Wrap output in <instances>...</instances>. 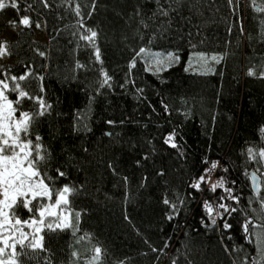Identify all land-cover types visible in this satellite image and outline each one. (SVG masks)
<instances>
[{
	"label": "trees",
	"instance_id": "16d2710c",
	"mask_svg": "<svg viewBox=\"0 0 264 264\" xmlns=\"http://www.w3.org/2000/svg\"><path fill=\"white\" fill-rule=\"evenodd\" d=\"M16 3L0 10V36L15 29L12 63L0 73L10 88L11 76L27 74L17 82L32 99L17 106L18 94L7 95L31 118L22 136L51 202L65 185L73 189L71 226L42 227L39 249L17 244L16 264H89L96 247L98 264H264V0ZM24 16L31 26L19 24ZM39 28L45 41L35 37ZM88 29L97 33L100 60L81 39ZM191 54L212 70H185ZM169 135L176 147L165 142ZM212 161L218 166L207 175L223 178L237 200L210 191L207 178L192 187Z\"/></svg>",
	"mask_w": 264,
	"mask_h": 264
},
{
	"label": "snow or ice",
	"instance_id": "6c2138e0",
	"mask_svg": "<svg viewBox=\"0 0 264 264\" xmlns=\"http://www.w3.org/2000/svg\"><path fill=\"white\" fill-rule=\"evenodd\" d=\"M231 3V0H229ZM17 8L16 0H11V4H7L5 0H0V10L5 7ZM76 14L79 15V6L77 5ZM13 25H15L16 21H10ZM32 21L29 17L24 16L19 19V24L29 27L31 26ZM36 27H40L39 24ZM90 34L82 36L81 39L88 41L95 48V58L100 60V50L95 47V38L97 33L91 29L87 30ZM140 52H145L144 49H140ZM7 48L4 43H0V56L6 55ZM43 55V53H41ZM169 59H172V55L169 54ZM178 59V57L176 58ZM213 60H217L218 58L213 56L211 57ZM159 70V69H157ZM254 73L250 70L249 75H253ZM105 81L108 82L107 74L105 73ZM8 78L0 79V133H3L6 137H11V141L6 138L0 137V230L3 232H7L8 228H12L15 232H19V238L16 239L12 236L2 235L0 234V240L3 241L4 247H0V257L5 254V249L8 247L12 248V253L9 254V260L5 261L0 259V264H16V253L15 249L17 244L23 247H28L31 249H39L42 247V239L43 237L38 236L42 231V227H47L49 229H61L68 228L71 226L69 222V217L64 214H58L55 211L56 208H60L62 205L68 204V195L73 191V189L69 188L65 185L61 190L58 191V198L55 200V204H42L39 203V199L47 198L51 200L52 191L49 189V186L43 180H37L40 173L36 170V162L31 158L32 157V142L29 140L24 142L20 139V134L27 133L28 126L31 122V118L27 112L21 113V119L15 121L14 133L12 125L9 124V121L13 119L14 113L16 112V107H14V102L9 100L8 96L5 94L6 91H11L13 93L18 94V98L15 101V105L19 106L24 99H32L29 97V94L26 91L21 89V85L18 81H23L27 79V74L21 75L19 78L16 76H11L10 80L12 81V86L10 88L9 83L6 82ZM37 103L43 109L46 108L44 101L42 99H37ZM38 139V138H37ZM174 135H169L166 139V143H170L172 147H176L175 143H173ZM38 148V145H37ZM19 149V151H16ZM10 152L11 155H5L4 153ZM251 154V150H249ZM261 157H264V151L259 153ZM43 159V157H39ZM207 163V161H205ZM218 166L217 161H212L210 168H205L203 175H200L199 178L192 185L193 188L199 190L202 183H207L206 176L211 171L215 170ZM59 175L63 176L64 173H59ZM252 181L254 187H258L259 181L255 173L252 174ZM218 188L224 189V191L228 192L229 197L233 200H237L238 198L231 195V189L224 188V181L221 178L219 181L212 183L210 191L216 192ZM31 196V199H26V197ZM224 197H221L223 200ZM36 201L35 205L33 202ZM166 204L167 200L164 201ZM15 207H20L30 213H34V216H38L37 218H33L31 222L28 220H24L23 222L19 218H15V223L13 224L9 211L10 209H14ZM175 207V206H173ZM204 207L209 214L212 216L214 211L213 206L205 201ZM261 211L264 212V201L261 202ZM219 209H223L225 213L229 212V207L220 203L218 205ZM236 209H231V211H235ZM77 217L79 214H76ZM217 215H222V213L217 212ZM47 217H56L57 222L55 223V227L52 223L46 224ZM212 224H216V219L213 218L211 220ZM251 220L245 223L244 230L247 232L248 227L251 224ZM23 225H27L30 228L34 229L32 233V238L29 240V234L23 231ZM225 228H229L230 225L228 223H224ZM13 240V243L9 244V240ZM28 241L27 245H25V241ZM94 256L93 260L89 262V264H98L101 258V249L99 247L94 248ZM75 255V253H74ZM175 264V261H173Z\"/></svg>",
	"mask_w": 264,
	"mask_h": 264
},
{
	"label": "rangeland",
	"instance_id": "374dc122",
	"mask_svg": "<svg viewBox=\"0 0 264 264\" xmlns=\"http://www.w3.org/2000/svg\"><path fill=\"white\" fill-rule=\"evenodd\" d=\"M14 33H15V29L14 28H9V29H6L2 34H1V36H0V43H4L5 45H6V48H7V45L10 43V41H12L13 40V38H14ZM34 34H35V37L37 38V39H39V40H41V41H45L46 39H47V37H46V34H45V32L41 29V28H39V29H36L35 30V32H34ZM201 55H204V56H206V57H209V58H211L212 56H215V55H208L207 56V54H201ZM193 56V54H191L190 56H189V58H188V60L187 61H185V63H184V69L185 70H187V71H196V72H209V71H211L212 70V62H211V66H210V68H206V66L208 65L207 63H206V61H204V60H202L201 58L200 59H198V58H196V57H192ZM208 58V59H209ZM192 59V60H191ZM191 61V62H190ZM10 63H12V59H10L8 56H7V54L6 55H3V56H0V67L2 66V65H4V64H10ZM195 66H197L198 67V69H193V68H195ZM2 76H3V73L1 74L0 73V79H3L2 78ZM6 82H8V79H7V81ZM6 95H7V91H6V93H5ZM8 96V95H7ZM10 100V99H9ZM22 117H21V113H14V116H13V119H11L10 121H9V124L10 125H12V128H13V134H15L14 133V126H15V121L16 120H19V119H21ZM23 133V132H22ZM22 133L20 134V139L22 140V141H24V142H27L25 139H23V136H22ZM0 137H2V138H6V139H9V141H11V137H6V136H4L3 135V133H0ZM16 151H19V149H16ZM5 155H11V153L10 152H6V153H4ZM37 180H41V178H40V176L39 177H37L36 178ZM212 178H209L208 179V182L210 183V182H214V180L212 179ZM215 182H217L216 180H215ZM214 182V183H215ZM58 198V196L56 195V197H55V200ZM26 199H31V196L29 195L28 197H26ZM55 200L54 201H52L51 202V200H49V199H47L46 198V201H47V203H46V205L47 204H55ZM9 211V210H8ZM55 211H57V213L58 214H64V215H67L68 217H69V222H70V211H69V209H68V207H67V205H62L60 208H56L55 209ZM9 216H10V219H11V221H12V223L14 224L15 223V219L14 218H12L11 217V215H10V212H9ZM48 219H52V217H47ZM47 218H46V220H47ZM53 218H55L56 219V221H54V222H57V218L56 217H53ZM0 219H2V218H0ZM37 219H38V217H37ZM50 219V220H51ZM32 220V219H31ZM31 220H29V222H31ZM23 222V221H22ZM23 231L25 232V233H28L29 234V237L30 238H32L31 236H32V233L34 232V229L33 228H30V227H28L27 225H23ZM0 234H2V235H7V236H12V237H14V238H16V239H18L19 238V232H15L12 228H8V231L7 232H3V230H0ZM38 236H39V234H37ZM11 243H13V240H9V244H11ZM0 247H4V244H3V241L2 240H0ZM12 253V248L11 247H8V248H6L5 249V254L2 256V257H0V259H3V260H5V261H8L9 260V254H11Z\"/></svg>",
	"mask_w": 264,
	"mask_h": 264
},
{
	"label": "water",
	"instance_id": "95a60500",
	"mask_svg": "<svg viewBox=\"0 0 264 264\" xmlns=\"http://www.w3.org/2000/svg\"><path fill=\"white\" fill-rule=\"evenodd\" d=\"M252 174H253V173H251V183H252V186H253L255 192H257V191H258V188H259V185H258V187H254V185H253V181H252ZM256 176H257V175H256ZM257 178H258V181L260 182V179H259L258 176H257Z\"/></svg>",
	"mask_w": 264,
	"mask_h": 264
},
{
	"label": "built area",
	"instance_id": "2783aa9c",
	"mask_svg": "<svg viewBox=\"0 0 264 264\" xmlns=\"http://www.w3.org/2000/svg\"><path fill=\"white\" fill-rule=\"evenodd\" d=\"M206 178H207V179H209V178H212V179H213V177H209L208 175L206 176ZM212 179H211V180H212Z\"/></svg>",
	"mask_w": 264,
	"mask_h": 264
}]
</instances>
